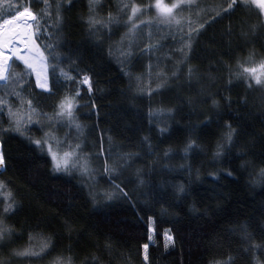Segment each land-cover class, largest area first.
Listing matches in <instances>:
<instances>
[{
	"label": "trees",
	"instance_id": "16d2710c",
	"mask_svg": "<svg viewBox=\"0 0 264 264\" xmlns=\"http://www.w3.org/2000/svg\"><path fill=\"white\" fill-rule=\"evenodd\" d=\"M164 3L180 4L182 29L162 21L156 0H0V20L17 7L37 13L36 44L46 57L47 44L60 55L43 61L47 89L15 56L14 82L0 83V193H12L0 194V229L10 230L0 237V261L264 264V85L237 74L264 72V9L253 0L231 9L232 0ZM90 16L102 23L90 27ZM85 74L91 92L80 83ZM69 95L80 131L40 115H53ZM28 100L37 112L25 132L12 131L9 106L26 120ZM46 132L79 143L90 174L56 171L47 145L34 143ZM105 158L116 172H105Z\"/></svg>",
	"mask_w": 264,
	"mask_h": 264
},
{
	"label": "snow or ice",
	"instance_id": "6c2138e0",
	"mask_svg": "<svg viewBox=\"0 0 264 264\" xmlns=\"http://www.w3.org/2000/svg\"><path fill=\"white\" fill-rule=\"evenodd\" d=\"M189 4L191 0H188ZM237 0H232V3L228 5V8L231 9L235 4ZM255 3L258 4L260 8H264V0H254ZM45 4L47 5V0H45ZM92 5H90L91 7ZM156 9L158 10L159 16L162 19V21L169 25L170 27L175 25L178 30L182 29V18L177 14L176 9L180 7L179 3H174L171 5H168L164 3V0H156ZM57 9V17H59V9L60 5H56ZM139 11V8L137 6H133L131 8V13L128 17L129 22H131V28L129 29V46H131L132 40H134V36L131 34H134L137 29V24L134 21V17H136L137 12ZM48 15H51L48 13ZM39 17L37 13L33 12L30 7H17V10L15 11V14H10L7 16V18L0 20V81H13V71H12V64L10 61H12L13 56H15L18 60L23 61L25 65H27L29 68H34L35 64L31 62L34 57H36L37 53H39V59L47 63L49 57L51 60L55 61L60 59V55L56 53L55 51V45L53 44H47L45 45V48L49 50V56L44 55V51L39 49V46L36 44L35 39L33 38L35 36V32L40 30V25L38 23ZM102 23L100 21H97L94 17H89V25L90 27ZM7 26V27H5ZM200 27H203L201 25ZM93 31H97V29L93 28ZM189 31L191 32V27L189 28ZM198 34V33H197ZM17 42L19 43V46L17 45ZM15 46V47H14ZM187 46L189 49L191 48V36H189V39L187 41ZM22 49L24 52H27L28 54H22ZM124 53L121 52V55ZM53 70H55L57 67H59L58 64L51 65ZM260 68L264 70V64L260 65ZM61 75H64L66 77L69 76L68 73H65L63 69L60 70ZM192 69H189V74L191 75ZM245 73H250V79H255L256 84L264 85V72H262L260 75L256 74V68H244L242 73H237L238 75H243ZM16 79H19V74H15ZM71 78V77H69ZM14 82V81H13ZM82 85L88 86V91H92V83L90 77L85 74L80 81ZM37 85L38 87L42 89L48 88L47 79L45 78L43 82H41L40 74L37 73ZM16 95H20V93H16ZM79 95V90H77V96ZM6 103L3 100H0V104ZM23 103V100L21 101ZM27 107H28V114L27 119L25 120L24 115L14 113L9 106V116L14 120V127L12 128V131L16 132H25L27 129L25 125L27 123H30L32 120V114L37 112V109L33 106L32 101H27ZM76 104L74 102V98L72 96H64L60 99L58 104L56 105V111L53 115H49L48 113H40V115H43L47 117L49 121L56 120V121H67L69 127L74 126L77 131H80L82 129V125L77 120V117L75 115L76 111ZM230 127V125H229ZM235 130H230L227 133V140L229 143L232 142L233 139V133ZM53 142L55 143L56 149L53 148ZM34 143L39 146L41 149L47 145V151L51 155L53 168L56 171H65L70 172L73 169L79 170L83 174H90L92 171L91 165H90V157H85L81 155V145L79 143H76L75 145L71 144V142H68L65 146V142L57 139L53 133L46 132L44 134V137L42 139H35ZM195 142L192 141L189 144V147H191ZM63 149V150H62ZM126 157L130 158L131 154H124ZM219 155V153H217ZM127 161L125 160V163ZM4 164V156L2 153H0V165ZM104 170L105 172L114 173L117 171V166L115 163L109 164L107 158H105L104 161ZM261 175L264 176V169H261ZM141 183L143 181L141 180ZM4 187V183L0 181V188ZM119 187V186H117ZM183 191V188L180 189ZM4 195L5 199L7 200L9 197L12 196V193L6 192V193H0ZM108 198H111V194L108 195ZM14 203V201H13ZM13 203H7L5 205L4 211L8 212L12 207ZM149 223H148V230L149 233H153L155 231L154 228V222L152 221V218L149 217ZM2 223V221H0ZM5 231H8L10 234V230L6 229H0V237H3ZM166 239H171V237L168 236V233H165ZM152 239V235H149V240ZM50 241H46L41 245V252L44 251L49 246ZM149 244L145 243L143 245L144 249V259L145 261L148 260V250ZM0 264H6V262L0 261ZM55 264H72V257L69 256L67 261L57 258Z\"/></svg>",
	"mask_w": 264,
	"mask_h": 264
},
{
	"label": "rangeland",
	"instance_id": "374dc122",
	"mask_svg": "<svg viewBox=\"0 0 264 264\" xmlns=\"http://www.w3.org/2000/svg\"><path fill=\"white\" fill-rule=\"evenodd\" d=\"M254 1V0H253ZM255 3V2H254ZM256 5H258L257 3H255ZM264 9V8H263ZM35 37V36H34ZM33 37V38H34ZM22 52H24L23 51V49H22ZM13 60V59H12ZM12 62V61H11ZM31 62H33L34 64H35V68H36V70H35V74H36V77H37V73H39L40 74V79H41V82H43L44 81V79L46 78L47 79V74H46V71H45V65H44V63H43V61L42 60H40V59H38L37 58V55H36V57H34L33 58V60L31 61ZM261 74V73H260ZM2 82H5V81H2ZM0 153H2L1 152V146H0ZM3 168V165H0V170Z\"/></svg>",
	"mask_w": 264,
	"mask_h": 264
},
{
	"label": "bare ground",
	"instance_id": "6f19581e",
	"mask_svg": "<svg viewBox=\"0 0 264 264\" xmlns=\"http://www.w3.org/2000/svg\"><path fill=\"white\" fill-rule=\"evenodd\" d=\"M5 27H7V26H5ZM15 46H19V43L17 42V45H15ZM15 46H14V47H15ZM0 83H2V81H0ZM1 152H2V150H1Z\"/></svg>",
	"mask_w": 264,
	"mask_h": 264
},
{
	"label": "water",
	"instance_id": "95a60500",
	"mask_svg": "<svg viewBox=\"0 0 264 264\" xmlns=\"http://www.w3.org/2000/svg\"><path fill=\"white\" fill-rule=\"evenodd\" d=\"M1 171V170H0Z\"/></svg>",
	"mask_w": 264,
	"mask_h": 264
}]
</instances>
